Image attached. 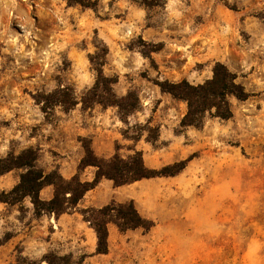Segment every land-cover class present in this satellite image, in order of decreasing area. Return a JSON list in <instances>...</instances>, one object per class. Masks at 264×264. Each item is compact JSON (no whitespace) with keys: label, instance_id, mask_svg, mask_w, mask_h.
I'll return each mask as SVG.
<instances>
[{"label":"rangeland","instance_id":"1","mask_svg":"<svg viewBox=\"0 0 264 264\" xmlns=\"http://www.w3.org/2000/svg\"><path fill=\"white\" fill-rule=\"evenodd\" d=\"M94 1L0 0V157L32 147L44 172L76 169L78 138L91 140L81 132L93 128L117 131L114 152L141 150L151 168L192 158L175 175L100 187L98 195L106 193L96 207L131 199L155 222L126 231L109 224L107 253H95L81 205L39 217L28 212V197L23 211L0 201V264H41L47 253L63 264H264V0ZM102 43L116 94L138 96L127 123L115 106L81 103L68 111L54 106L45 119L33 95L63 84L80 98L95 78L88 56ZM214 61L236 72L249 95L230 98L227 119L207 113L202 126L181 128L185 102L152 80L201 82ZM147 121L158 126L153 143ZM125 129L140 139L125 137ZM20 172L1 173L0 192Z\"/></svg>","mask_w":264,"mask_h":264},{"label":"trees","instance_id":"2","mask_svg":"<svg viewBox=\"0 0 264 264\" xmlns=\"http://www.w3.org/2000/svg\"><path fill=\"white\" fill-rule=\"evenodd\" d=\"M67 1L85 6L95 4L94 0ZM133 1H139L145 7L156 6L161 2V0ZM107 53L108 46L102 43L101 46H95V51L89 54L88 59L95 78L93 84L82 93L80 98L76 96L72 86L63 84L50 91H38L33 95L45 119H50L54 106L58 105L64 111H68L81 103L85 108L94 104L105 107L115 106L120 119L127 123L128 114L138 107V96L133 90L122 96L116 94L113 85L117 81V75H108L104 71ZM152 81L161 92L185 102L186 110L179 120L181 128L202 126L207 113L214 117L227 119L232 115L230 98L245 100L249 95L238 80L236 72L221 61L213 62L211 75L201 82L192 83L186 78L177 81L169 79H153ZM144 126L147 130L146 140L153 143L158 136V126L149 125V121ZM122 134L133 140H139L141 137V133L129 135L126 129L122 131ZM78 140L83 148V154L77 164V171L69 178L63 177L56 169L44 172L36 164L37 150L32 147L25 148L17 154L9 152L0 157V174L13 168L21 169L18 181L8 190L0 192V201L17 204L19 211H23L22 201L28 197L35 216L42 214L58 216L75 209L84 194L94 188L102 178L111 180L114 186H120L143 178L171 176L183 170L187 161L192 158L188 156L160 168H151L145 164L141 150L133 149V152L125 157L118 152H114L109 157H103L94 152L89 138L80 136ZM86 166L95 168L91 179L80 178L79 171ZM46 185L52 186V196L43 199L39 192ZM79 213L95 233V253L101 254L108 251L109 224L115 225L119 231H126L138 227L149 230L155 223L153 219L142 215L131 199L117 201L112 198L98 207H82ZM59 259L61 257L52 253L45 254L43 258L47 264H63L58 262ZM8 264H20V258Z\"/></svg>","mask_w":264,"mask_h":264},{"label":"crops","instance_id":"3","mask_svg":"<svg viewBox=\"0 0 264 264\" xmlns=\"http://www.w3.org/2000/svg\"><path fill=\"white\" fill-rule=\"evenodd\" d=\"M85 135H88L91 138V146L94 150V152L99 155V156H103V157H109L114 153V148L112 145V142L114 141V139L118 138V134L117 131H113L111 129H102V130H96L93 128H88L83 130V132H81ZM81 152L79 153V157H81ZM67 168H63L62 166L59 168V173L63 176V177H70L73 173H75L77 171V166L76 169L75 167H72L69 169V171H66ZM95 168L93 166H86L84 167V169L79 171V175L81 179H91L93 176ZM104 186L103 188H107V187H111L114 188L113 183L111 180L106 179V178H102L99 183L92 189L88 190L84 196L79 200L78 205H81L83 207L86 206H95L94 199H98L100 200L102 196L105 195V192H103L102 196L98 195L99 192H101L100 187ZM39 195L41 198L43 199H48L52 196V186L51 185H46L44 187L41 188ZM87 196H89V198H86ZM93 197L92 198H90ZM81 201H83V204L81 203ZM31 203V202H30ZM81 203V204H80ZM28 212L33 214V206L28 205ZM46 215V214H42L39 217ZM51 215V214H50ZM92 229V228H91ZM93 230V229H92ZM95 234V233H94ZM21 234H17V236L13 237L15 239H18V237ZM96 239V238H95ZM12 241V240H11Z\"/></svg>","mask_w":264,"mask_h":264},{"label":"bare ground","instance_id":"4","mask_svg":"<svg viewBox=\"0 0 264 264\" xmlns=\"http://www.w3.org/2000/svg\"><path fill=\"white\" fill-rule=\"evenodd\" d=\"M41 264H47V263L43 261Z\"/></svg>","mask_w":264,"mask_h":264}]
</instances>
